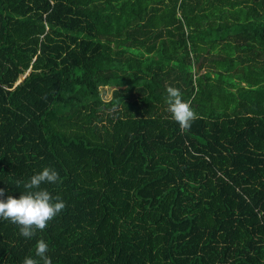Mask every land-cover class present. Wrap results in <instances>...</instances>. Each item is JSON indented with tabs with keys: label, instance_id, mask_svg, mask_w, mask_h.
<instances>
[{
	"label": "trees",
	"instance_id": "1",
	"mask_svg": "<svg viewBox=\"0 0 264 264\" xmlns=\"http://www.w3.org/2000/svg\"><path fill=\"white\" fill-rule=\"evenodd\" d=\"M45 167L66 207L0 264H264V0H0L2 199Z\"/></svg>",
	"mask_w": 264,
	"mask_h": 264
},
{
	"label": "clouds",
	"instance_id": "2",
	"mask_svg": "<svg viewBox=\"0 0 264 264\" xmlns=\"http://www.w3.org/2000/svg\"><path fill=\"white\" fill-rule=\"evenodd\" d=\"M166 103L172 118L183 130H188L197 115L192 108L191 100H184L181 91L173 86L166 88ZM60 180L59 173L51 167H45L41 172L31 176L28 182H23L27 190L15 198L8 195L6 199L4 189H0V218L19 226V233L27 239L35 236L37 230H44L49 221L56 217L66 204L60 196H53L48 190L42 189L43 183L55 184ZM22 182L16 181L17 186ZM49 245L40 239L35 245V256H27L22 264H51L47 255Z\"/></svg>",
	"mask_w": 264,
	"mask_h": 264
},
{
	"label": "rangeland",
	"instance_id": "3",
	"mask_svg": "<svg viewBox=\"0 0 264 264\" xmlns=\"http://www.w3.org/2000/svg\"><path fill=\"white\" fill-rule=\"evenodd\" d=\"M224 11L225 12H231V13H237V14H243L244 13V9L240 6L224 5V6H212V7L205 8V9H198L194 13V16H207V15H213V14H217V13L224 12ZM195 69H196L198 74L203 73V69L199 70V64L196 65ZM224 80H227V76L222 77V81H224ZM101 90H102V92H101L102 98L104 100H107L110 97V89L103 88Z\"/></svg>",
	"mask_w": 264,
	"mask_h": 264
},
{
	"label": "water",
	"instance_id": "4",
	"mask_svg": "<svg viewBox=\"0 0 264 264\" xmlns=\"http://www.w3.org/2000/svg\"><path fill=\"white\" fill-rule=\"evenodd\" d=\"M22 79H23V76H19L15 84H17V83H19L20 81H22Z\"/></svg>",
	"mask_w": 264,
	"mask_h": 264
}]
</instances>
